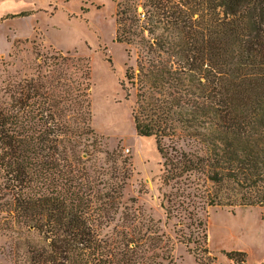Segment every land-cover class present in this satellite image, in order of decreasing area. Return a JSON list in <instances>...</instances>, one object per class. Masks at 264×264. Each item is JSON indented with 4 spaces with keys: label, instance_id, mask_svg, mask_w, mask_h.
Wrapping results in <instances>:
<instances>
[{
    "label": "trees",
    "instance_id": "obj_1",
    "mask_svg": "<svg viewBox=\"0 0 264 264\" xmlns=\"http://www.w3.org/2000/svg\"><path fill=\"white\" fill-rule=\"evenodd\" d=\"M115 14V40L144 47L125 77L138 84L134 128L153 137L162 184L193 176L209 183L208 205L264 207V0H116ZM88 75L84 59L59 52L4 88L0 169L10 199L0 219L25 233L15 263L163 264L173 242L152 218L124 212L103 233L130 161L110 158L114 149L103 150L108 166L91 161L88 147L104 144L90 126ZM173 196L160 202L167 218ZM224 253L244 261V252Z\"/></svg>",
    "mask_w": 264,
    "mask_h": 264
},
{
    "label": "rangeland",
    "instance_id": "obj_2",
    "mask_svg": "<svg viewBox=\"0 0 264 264\" xmlns=\"http://www.w3.org/2000/svg\"><path fill=\"white\" fill-rule=\"evenodd\" d=\"M115 11L116 0H0V100H7V82L33 75L46 55L81 57L89 65L90 126L104 144L102 151L88 147L91 161L96 167L108 166L105 149H114L110 158L118 163L123 157L130 161L119 211L103 233H111L124 212L134 213L142 221L152 218L172 240V258L163 264H237L225 256L228 250L245 253L241 264H264L263 206L208 205L209 183L201 186L193 176L186 184H162V158L155 141L139 136L134 128L138 84L125 77L130 66L137 72L144 47L115 40ZM182 188L190 192L188 197L186 192L180 197ZM170 192L174 196L169 204L176 209L167 218L160 202ZM5 199H10V189L0 169V203ZM24 236L17 224L9 227L0 219V264L22 262Z\"/></svg>",
    "mask_w": 264,
    "mask_h": 264
}]
</instances>
